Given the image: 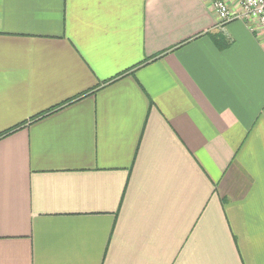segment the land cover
<instances>
[{
    "label": "crops",
    "instance_id": "1",
    "mask_svg": "<svg viewBox=\"0 0 264 264\" xmlns=\"http://www.w3.org/2000/svg\"><path fill=\"white\" fill-rule=\"evenodd\" d=\"M4 131L0 264H264V39L206 0H0Z\"/></svg>",
    "mask_w": 264,
    "mask_h": 264
},
{
    "label": "built area",
    "instance_id": "2",
    "mask_svg": "<svg viewBox=\"0 0 264 264\" xmlns=\"http://www.w3.org/2000/svg\"><path fill=\"white\" fill-rule=\"evenodd\" d=\"M218 18L219 25L241 20L247 27L264 39V0H206Z\"/></svg>",
    "mask_w": 264,
    "mask_h": 264
},
{
    "label": "trees",
    "instance_id": "3",
    "mask_svg": "<svg viewBox=\"0 0 264 264\" xmlns=\"http://www.w3.org/2000/svg\"><path fill=\"white\" fill-rule=\"evenodd\" d=\"M219 45L223 47V46L226 45V42H224V40L220 39V44H219ZM3 133H5V131H4V132H1V133H0V136H1Z\"/></svg>",
    "mask_w": 264,
    "mask_h": 264
}]
</instances>
